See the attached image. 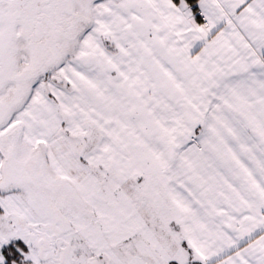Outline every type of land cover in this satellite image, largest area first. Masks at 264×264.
<instances>
[{
  "label": "snow or ice",
  "instance_id": "6c2138e0",
  "mask_svg": "<svg viewBox=\"0 0 264 264\" xmlns=\"http://www.w3.org/2000/svg\"><path fill=\"white\" fill-rule=\"evenodd\" d=\"M0 264H264V0H0Z\"/></svg>",
  "mask_w": 264,
  "mask_h": 264
}]
</instances>
